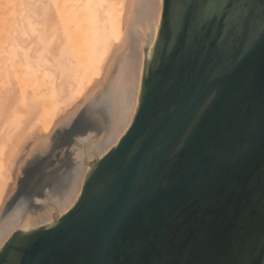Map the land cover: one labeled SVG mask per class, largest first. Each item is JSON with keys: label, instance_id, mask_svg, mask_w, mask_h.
Masks as SVG:
<instances>
[{"label": "water", "instance_id": "obj_1", "mask_svg": "<svg viewBox=\"0 0 264 264\" xmlns=\"http://www.w3.org/2000/svg\"><path fill=\"white\" fill-rule=\"evenodd\" d=\"M0 264H264V0H163L130 126Z\"/></svg>", "mask_w": 264, "mask_h": 264}, {"label": "bare ground", "instance_id": "obj_2", "mask_svg": "<svg viewBox=\"0 0 264 264\" xmlns=\"http://www.w3.org/2000/svg\"><path fill=\"white\" fill-rule=\"evenodd\" d=\"M161 9L162 0H0V247L17 224L33 227L68 211L92 161L126 132ZM46 85L50 94L42 93ZM85 102L91 106L69 138L74 165L61 163L66 170L47 178L58 191L46 184L31 197L10 194L27 144L43 135L36 144L45 150L43 141Z\"/></svg>", "mask_w": 264, "mask_h": 264}, {"label": "rangeland", "instance_id": "obj_3", "mask_svg": "<svg viewBox=\"0 0 264 264\" xmlns=\"http://www.w3.org/2000/svg\"><path fill=\"white\" fill-rule=\"evenodd\" d=\"M162 9H163V0H162ZM162 9H161V15H162ZM160 19H161V17H160ZM159 25H160V23H159ZM40 76H42V75H40ZM50 76H48V78H52L51 73H50ZM43 77H45L47 79V76H45V74H43ZM46 79H44V82L46 81ZM47 81H46V84L49 83L48 84L49 86L51 84V81L53 83L52 79L51 80L47 79ZM48 85H46V88L44 89V91L42 93H45V91H46L48 94H50L51 92H49V91L50 90L53 91V89H52L53 87H50L51 89H49ZM47 87H48V89H47ZM97 93L95 95L98 98L97 99V101H98L99 98L102 97L101 96L102 93L99 92L100 93L99 96H97ZM82 106H83V107H81L82 110L79 109V111L74 115V117L71 120H69L67 122L63 121L60 124H58L57 125L58 127L51 132L52 136H50V138L48 140L46 139L47 141L46 140L43 141L46 145H48L47 147L45 146L46 147L45 150L41 151L40 149H44V148L41 147V144H36L40 138H43V135L41 137V135L39 136V134H37L36 135L37 138L33 137V140H31L32 138L30 139L31 142L29 144H27V147L24 149V152L22 153L23 155H22L21 159L19 160L21 162V164L19 163L20 166H19V169L17 172L18 175H17L16 181H15L17 183V186H15L12 189L10 194L13 192L15 195L20 194L23 197L26 195H28V197H31V196H33V194L36 190H38V189L42 190L46 186V184H49L50 186H52L51 189L53 190V193H56L58 191V189L53 186V183H51V184L48 183L47 178H49V175H51L53 171H55L53 173V175L55 174L54 177H58V175H61L62 171L66 170V168H64V165H62L65 162L70 163V165H74V163L70 159L71 156L69 153L71 151L70 140L75 135L73 133V129L78 128L79 120H81L82 115L85 113L86 109L91 106V104L89 102L88 103L85 102V105L82 104ZM89 114L91 116V118H90L91 120L96 119V118H97L96 120L103 118V117H99V116L97 117L98 113H95V114L89 113ZM62 115H63V113H62ZM63 116H65V114ZM60 117L61 118L59 119V121H61L63 119L61 114H60ZM69 138H70V140H69ZM32 146L34 148L32 149V151H30V148ZM29 151L32 154H33V152H35L34 155H31L29 153ZM94 158L95 157L88 159V160L92 161ZM26 163H29V165ZM24 167L27 168L26 171H25ZM50 180H49V182H50ZM38 223L39 224H37V225H41V224L49 223V222L48 221H45V222L41 221ZM37 225H35V226H37ZM19 227H21V226L19 224H17L12 229V232L15 231ZM12 232H11V234H12Z\"/></svg>", "mask_w": 264, "mask_h": 264}]
</instances>
